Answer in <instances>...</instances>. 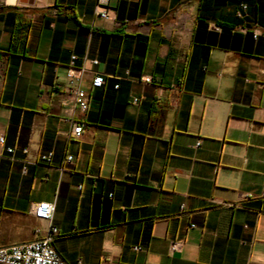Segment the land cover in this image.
I'll list each match as a JSON object with an SVG mask.
<instances>
[{"label":"crops","instance_id":"obj_1","mask_svg":"<svg viewBox=\"0 0 264 264\" xmlns=\"http://www.w3.org/2000/svg\"><path fill=\"white\" fill-rule=\"evenodd\" d=\"M96 2L0 0V248L52 225L69 264H264V0Z\"/></svg>","mask_w":264,"mask_h":264},{"label":"built area","instance_id":"obj_2","mask_svg":"<svg viewBox=\"0 0 264 264\" xmlns=\"http://www.w3.org/2000/svg\"><path fill=\"white\" fill-rule=\"evenodd\" d=\"M248 12V5L241 3L236 16L244 20L249 17ZM94 15L107 23H115L117 20V12L115 7L111 5V0H97L94 7ZM254 38H257V34L254 35ZM76 60L77 58L73 56L67 67L65 91L73 97L75 108L85 114L89 111L90 95L82 89V80L85 71L82 68L76 67ZM95 63L97 64L96 61ZM143 80L146 83H151V78H145ZM104 85V77L102 75H94L91 81L92 89H101ZM115 88L118 89L119 86L117 85ZM135 103H137V100H135ZM84 130V123L73 121L69 139H80ZM0 142L4 144V137H1ZM7 152L11 155L14 153V149H8ZM51 157L52 154H48L43 157V160L50 161ZM67 160L71 162L73 157H68ZM54 213L55 203L53 202L44 201L36 203L31 209V214L39 221L52 222ZM194 227L192 225V228ZM59 234V229L51 225L45 237L40 240L29 244L0 248V264H69L54 246V242ZM183 247V242L175 241L171 243L170 251L171 253L181 252Z\"/></svg>","mask_w":264,"mask_h":264},{"label":"water","instance_id":"obj_3","mask_svg":"<svg viewBox=\"0 0 264 264\" xmlns=\"http://www.w3.org/2000/svg\"><path fill=\"white\" fill-rule=\"evenodd\" d=\"M29 5H33L34 4V0H27Z\"/></svg>","mask_w":264,"mask_h":264},{"label":"trees","instance_id":"obj_4","mask_svg":"<svg viewBox=\"0 0 264 264\" xmlns=\"http://www.w3.org/2000/svg\"><path fill=\"white\" fill-rule=\"evenodd\" d=\"M199 26H200V24H199ZM201 26H202V24H201Z\"/></svg>","mask_w":264,"mask_h":264}]
</instances>
